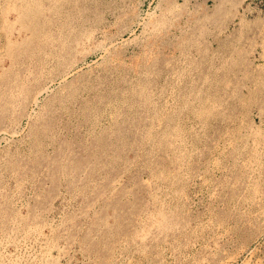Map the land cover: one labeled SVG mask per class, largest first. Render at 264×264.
<instances>
[{"label": "rangeland", "instance_id": "1", "mask_svg": "<svg viewBox=\"0 0 264 264\" xmlns=\"http://www.w3.org/2000/svg\"><path fill=\"white\" fill-rule=\"evenodd\" d=\"M0 264H264V0H0Z\"/></svg>", "mask_w": 264, "mask_h": 264}]
</instances>
